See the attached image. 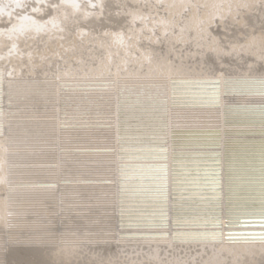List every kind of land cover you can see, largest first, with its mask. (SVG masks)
Instances as JSON below:
<instances>
[{
  "label": "bare ground",
  "instance_id": "1",
  "mask_svg": "<svg viewBox=\"0 0 264 264\" xmlns=\"http://www.w3.org/2000/svg\"><path fill=\"white\" fill-rule=\"evenodd\" d=\"M80 1L0 0V264L152 247L255 252L264 264V72L72 74L24 50L30 68L5 66L2 44L61 30L53 5ZM161 1L175 13L192 4ZM231 1L254 0H197L206 22Z\"/></svg>",
  "mask_w": 264,
  "mask_h": 264
},
{
  "label": "rangeland",
  "instance_id": "2",
  "mask_svg": "<svg viewBox=\"0 0 264 264\" xmlns=\"http://www.w3.org/2000/svg\"><path fill=\"white\" fill-rule=\"evenodd\" d=\"M142 1L146 3H142ZM80 2L82 3L75 10L70 7L66 8L68 6L59 3L53 5L54 13L60 18L61 30L58 27H51L48 33L50 35L35 37V39L27 36L30 39L26 37L21 41L19 38L22 33H19L13 35L12 40H9L11 46L2 44L3 51L7 49L10 51L5 55L7 59L2 60L5 66L10 68L23 65L30 68L31 60L29 58L24 60L18 58V53L24 50L27 53L43 51L47 56L33 60L36 61V64L38 61L40 63L46 60L47 63H53L55 68L68 70L72 74L86 73L89 69L88 72L91 74H95V72L105 74L114 68H122L120 71H130V73L131 71L132 73H144L145 71L162 73L168 70L177 73H194L211 71L215 66H222L233 72H264V0L247 1L242 4L231 1L230 8L228 10L222 8L223 10L215 16L212 22H206L202 18L205 6L199 4L197 0H192L191 5L188 4L178 13L173 12L169 5L161 0H83ZM108 2L113 4L111 8L108 7ZM108 16L114 17L115 20ZM194 17L200 20L195 21ZM93 18L97 20L105 18L108 24L100 30L93 29L88 26L89 21ZM26 32L30 33L31 31L27 30ZM113 33H121L123 37L125 36V43H115ZM51 35L58 40L50 39ZM172 249L165 248L158 251L152 247V249H138L141 252L125 250L120 252L122 254L111 255L104 259H101L100 256H96V258V252L92 253L91 251L87 254L74 251L71 253L72 256L70 253V255L60 254V259L66 260L65 262L69 261V264H81L83 260H85L84 264H105V261L106 264H174V262L175 264H213L212 261L222 262V264H239L240 261V264H253L261 257L259 253L253 252L248 255L242 251L236 253L233 249ZM153 252H155L154 255ZM149 253L150 256H148ZM215 253L218 255L215 256Z\"/></svg>",
  "mask_w": 264,
  "mask_h": 264
}]
</instances>
